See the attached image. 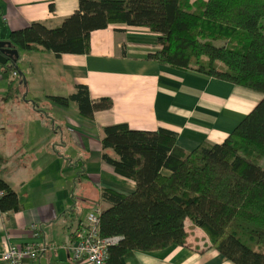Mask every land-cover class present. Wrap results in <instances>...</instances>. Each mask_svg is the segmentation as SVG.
Returning <instances> with one entry per match:
<instances>
[{
    "label": "trees",
    "instance_id": "trees-1",
    "mask_svg": "<svg viewBox=\"0 0 264 264\" xmlns=\"http://www.w3.org/2000/svg\"><path fill=\"white\" fill-rule=\"evenodd\" d=\"M110 25L156 34L158 49L147 56L150 61L257 93L261 100L221 143H203L190 152L178 148L177 134L163 128H102L101 148L112 153H103L102 161L135 185L129 195L99 190L107 205L99 233L119 238L108 247L105 264H123L121 258L131 252L184 247L186 220L205 233L207 250L232 264H264L259 165L264 158V0H78V9L58 27L34 23L11 32L8 40L24 53L87 55L91 33ZM7 64L5 77L15 68ZM12 83L9 92L15 93ZM48 100L61 108L75 104L78 116L88 121L112 107L108 98L92 100L83 85ZM18 210L17 194L0 176V214Z\"/></svg>",
    "mask_w": 264,
    "mask_h": 264
},
{
    "label": "crops",
    "instance_id": "crops-1",
    "mask_svg": "<svg viewBox=\"0 0 264 264\" xmlns=\"http://www.w3.org/2000/svg\"><path fill=\"white\" fill-rule=\"evenodd\" d=\"M77 9L78 0H0V41L9 42L11 32L34 23L56 28ZM156 40L147 29L110 25L91 33L87 55L57 58L42 50L18 51L8 77L0 65V176L19 202L18 211L0 214V246L7 239L10 246L45 249L24 264H86L71 256L72 234L90 209L107 207L99 190L124 195L134 191L133 182L101 159L103 153L112 156L101 148L103 127L126 124L149 132L163 128L177 134L178 148L190 152L203 143H221L260 102L257 93L148 60L158 49ZM11 82L15 93L9 92ZM76 85L86 86L92 100L110 99L111 109L88 121L71 103L61 108L48 100L72 94ZM40 105L47 107V115L52 111L60 116L63 124L45 116ZM67 159L71 170L63 165L55 173H43L45 165ZM184 228V247L131 252L122 263L232 264L207 250L210 243L201 229L188 220Z\"/></svg>",
    "mask_w": 264,
    "mask_h": 264
},
{
    "label": "built area",
    "instance_id": "built-area-1",
    "mask_svg": "<svg viewBox=\"0 0 264 264\" xmlns=\"http://www.w3.org/2000/svg\"><path fill=\"white\" fill-rule=\"evenodd\" d=\"M15 75V74H13ZM101 209L94 207L78 223L72 234L70 253L73 260L86 264H105L108 247L115 245L119 238H103L99 233V217ZM45 249L34 245L0 246L1 264H24L25 260H34Z\"/></svg>",
    "mask_w": 264,
    "mask_h": 264
},
{
    "label": "rangeland",
    "instance_id": "rangeland-1",
    "mask_svg": "<svg viewBox=\"0 0 264 264\" xmlns=\"http://www.w3.org/2000/svg\"><path fill=\"white\" fill-rule=\"evenodd\" d=\"M70 108L72 110L75 109V105L71 103L70 105ZM47 107L44 106V105H40V110H42L44 112V115L47 116V117H50L52 119L56 118V119H60V116H58L56 113L54 112H50L48 113L47 115ZM54 117V118H53ZM60 123L63 124L62 122V118L60 119ZM40 165V164H39ZM63 165L65 166V169H69L70 170L72 169L71 167H73L72 163L67 159L66 162H64V164H61V163H54L53 165H47L48 167L46 168V165L44 167H42V170H43V173H49V172H52V173H55L57 170H61L63 168ZM81 164L79 163L78 166H80ZM259 165L260 167L264 170V158H261L259 160Z\"/></svg>",
    "mask_w": 264,
    "mask_h": 264
},
{
    "label": "water",
    "instance_id": "water-1",
    "mask_svg": "<svg viewBox=\"0 0 264 264\" xmlns=\"http://www.w3.org/2000/svg\"><path fill=\"white\" fill-rule=\"evenodd\" d=\"M18 51L8 41H0V65H6L8 62L16 63Z\"/></svg>",
    "mask_w": 264,
    "mask_h": 264
}]
</instances>
